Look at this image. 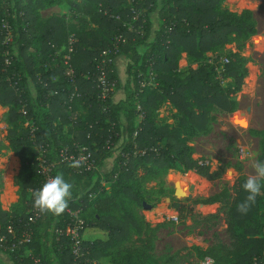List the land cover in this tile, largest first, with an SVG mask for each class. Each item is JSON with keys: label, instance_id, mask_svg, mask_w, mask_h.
<instances>
[{"label": "trees", "instance_id": "obj_1", "mask_svg": "<svg viewBox=\"0 0 264 264\" xmlns=\"http://www.w3.org/2000/svg\"><path fill=\"white\" fill-rule=\"evenodd\" d=\"M64 1L0 0V107L6 147L19 163L13 185L21 203L11 211L0 207V264H101L106 257L111 264H146L158 225L151 227L136 213V206L147 207L144 184L165 170L192 171L206 180L220 174L193 158L187 141L208 133L211 112L234 110L232 95L246 74L236 52L223 57L227 62L221 59L219 67L204 62L182 76L173 73L177 60L183 53L197 61L231 43L242 47L255 33L254 20L247 9L222 8L224 0H79L76 26L58 16L40 17V10ZM70 33L75 41L64 62ZM100 75L111 85L102 100ZM217 76L229 85L222 86ZM144 80L153 85L141 87ZM162 102L174 110L171 124L156 116ZM251 134L259 139L257 160L264 161V130ZM75 144L89 152V169L61 160L59 150L71 152ZM37 158L53 163L51 176L62 173L73 184L72 198L59 215L32 212V192L46 182ZM244 181L237 178L226 203L230 243L198 252L200 259L264 264L259 196L246 213L237 210L247 196ZM74 211L83 221L77 256L65 233ZM22 232L28 241L11 249Z\"/></svg>", "mask_w": 264, "mask_h": 264}, {"label": "rangeland", "instance_id": "obj_2", "mask_svg": "<svg viewBox=\"0 0 264 264\" xmlns=\"http://www.w3.org/2000/svg\"><path fill=\"white\" fill-rule=\"evenodd\" d=\"M78 2L65 0L40 10L39 15L41 18L58 16L69 25L76 26L74 17L78 13L74 4ZM221 6L233 12L249 10L255 24L254 35L242 47L231 43L220 51L205 53L197 61L182 53L173 72L182 76L188 69L204 62H212L219 67L220 60L228 58L231 52H236L245 61L243 83L232 95L234 110L230 113L211 112L208 133L187 141L193 158L205 160L210 171L221 169V172L216 178L206 180L192 171L165 170L158 178L144 184L142 196L147 207L136 206V213L143 216L151 227L158 225L146 264H198V252L214 248L219 242L229 244L231 240L224 223L226 203L228 205L233 196L237 178L246 180L253 173L251 161L246 157L252 155L257 160L259 155V139L251 131L264 130V0H224ZM149 17L151 29H154L156 13H150ZM217 78L222 86L229 85V79ZM141 84V87H146L148 81ZM4 111L5 108L0 107V142L3 144L0 150V207L11 211L21 206L17 187L13 185L19 163L6 147ZM155 111L163 123L174 121V110L167 103H160ZM206 198H214L215 202L198 203ZM258 208L264 210V188L259 195ZM101 264L111 263L106 257Z\"/></svg>", "mask_w": 264, "mask_h": 264}, {"label": "clouds", "instance_id": "obj_3", "mask_svg": "<svg viewBox=\"0 0 264 264\" xmlns=\"http://www.w3.org/2000/svg\"><path fill=\"white\" fill-rule=\"evenodd\" d=\"M246 158L251 161L253 173L248 175L242 184L247 196L237 205V210L241 213L248 211L264 188V161L256 160L252 155ZM80 164V161H74L70 166L79 167ZM72 189L73 184L66 181L62 173H57L49 177L39 189L32 192L34 207L41 212H52L59 215L67 208L73 195Z\"/></svg>", "mask_w": 264, "mask_h": 264}, {"label": "built area", "instance_id": "obj_4", "mask_svg": "<svg viewBox=\"0 0 264 264\" xmlns=\"http://www.w3.org/2000/svg\"><path fill=\"white\" fill-rule=\"evenodd\" d=\"M133 15L136 17L137 13L131 10ZM74 36L72 33L68 34L63 46L64 49V54L62 55V59L64 62H66L69 58V53L72 51L73 44H74ZM222 63H226L227 60L224 58L221 61ZM153 82H148V84H152ZM142 85V84H141ZM153 85V84H152ZM110 83L107 82L104 78L103 75H100L99 81L97 84V87L99 88L98 92V98L99 99H104L105 97L108 96L109 91H110ZM59 156L62 161H66L69 163H73L74 161H80L81 164L79 167H74L77 168L78 170H87L91 167V161L89 160L90 154L86 150L85 146L75 144L73 150L70 152L66 147L62 148L59 150ZM37 167L39 169V172L42 174L43 178L45 181L51 176V169L53 168V163L50 162L48 163L45 159H39L37 158ZM73 167V166H72ZM33 214L36 216L37 214V208H35L33 211ZM71 218H72V225L67 228L65 231L66 234L69 235L70 237V250L71 253L74 256H77L79 254L80 250V241H79V233L78 230L82 227L83 221L77 216L76 212H69ZM31 217V215H30ZM29 217V219H30ZM11 228L7 227V232L11 233ZM61 233V232H59ZM29 238L28 233L22 232L20 237H18L15 241L11 242L9 244V247L12 249L15 246H17L20 243L27 242ZM1 240V238H0ZM198 264H215L213 259L209 256H204L201 259H199ZM251 264H259L256 259H253Z\"/></svg>", "mask_w": 264, "mask_h": 264}, {"label": "water", "instance_id": "obj_5", "mask_svg": "<svg viewBox=\"0 0 264 264\" xmlns=\"http://www.w3.org/2000/svg\"><path fill=\"white\" fill-rule=\"evenodd\" d=\"M142 205L144 206V203Z\"/></svg>", "mask_w": 264, "mask_h": 264}]
</instances>
